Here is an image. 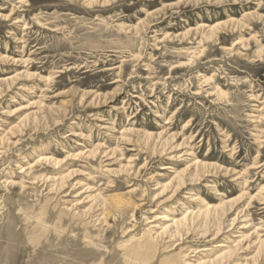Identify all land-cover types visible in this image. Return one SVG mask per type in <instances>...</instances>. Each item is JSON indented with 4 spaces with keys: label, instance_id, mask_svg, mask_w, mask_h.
<instances>
[{
    "label": "rangeland",
    "instance_id": "obj_1",
    "mask_svg": "<svg viewBox=\"0 0 264 264\" xmlns=\"http://www.w3.org/2000/svg\"><path fill=\"white\" fill-rule=\"evenodd\" d=\"M0 264H264V0H0Z\"/></svg>",
    "mask_w": 264,
    "mask_h": 264
}]
</instances>
